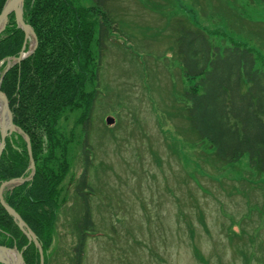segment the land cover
<instances>
[{
  "label": "rangeland",
  "instance_id": "374dc122",
  "mask_svg": "<svg viewBox=\"0 0 264 264\" xmlns=\"http://www.w3.org/2000/svg\"><path fill=\"white\" fill-rule=\"evenodd\" d=\"M73 1L98 5L108 17L109 34L100 56L94 45L98 60L90 70L98 68L97 80L81 87V93H97L88 126L84 105L65 110L53 126L59 142L54 151L68 171L58 185L48 264H76L85 138L91 145L86 179L94 191L83 193L93 227L80 264H264V174L246 153L219 164L206 154L205 143L179 136L187 84L175 46L178 19L205 31L214 44L237 41L264 59V3ZM228 16L239 17V24ZM96 17L97 39L101 16Z\"/></svg>",
  "mask_w": 264,
  "mask_h": 264
},
{
  "label": "trees",
  "instance_id": "16d2710c",
  "mask_svg": "<svg viewBox=\"0 0 264 264\" xmlns=\"http://www.w3.org/2000/svg\"><path fill=\"white\" fill-rule=\"evenodd\" d=\"M4 2L0 0V11ZM97 15L101 20L96 39ZM23 17L32 26L38 44L31 55L8 68L0 89L9 101L15 124L29 137L35 173L32 179L5 188L3 198L36 234L44 264H48L59 209L58 185L68 171L64 160L54 151L59 142L53 126L65 110L80 105L86 107L83 116L85 128L88 126L87 115L93 110L97 93L96 90L81 93V87L90 79L97 80L98 68L90 70L98 60L94 45H98L100 56L105 49L109 24L98 5L83 7L73 0H25ZM238 19L232 18L239 24ZM175 31L176 54L187 84L182 93L186 103L185 123H182L185 128L179 136L185 142L188 139L193 144L205 143L210 150L206 154L219 164L234 163L246 153L250 165L257 173L264 174V59L237 41H232L230 46L214 44L205 31L178 19ZM23 42L24 33L16 27L11 13L5 30L0 33V75L6 58L17 56ZM12 134L13 137L5 140L0 157V186L13 178H26L30 172L26 141L21 135ZM81 148L85 169L77 182V194L85 206L83 217L74 225L79 235L76 264H80L85 254L82 245L93 227L88 197L83 193L94 191L86 179L91 157V145L86 138ZM0 245L23 250L25 264H39L37 248L33 243L28 244L1 203Z\"/></svg>",
  "mask_w": 264,
  "mask_h": 264
},
{
  "label": "water",
  "instance_id": "95a60500",
  "mask_svg": "<svg viewBox=\"0 0 264 264\" xmlns=\"http://www.w3.org/2000/svg\"><path fill=\"white\" fill-rule=\"evenodd\" d=\"M24 1L25 0H5L2 6V9L0 11V33H2L5 30L8 24L9 15L11 13L14 14L16 27L21 29L24 33V42H23L22 48L19 51L18 55L15 57L6 58V64H5L4 70L0 75V85H1L3 75L8 70V68L15 63H20L24 58L31 55L35 51L37 44H38L37 36L32 26L28 24L23 17ZM0 114L6 117L5 123L1 122V119H0V157L5 147L6 136H8L11 133L19 134L23 137V139L26 141V144H27V149H28V154H29L28 169L30 170V176L27 178H22V177L13 178V179L4 181L1 184L0 203L4 207V209L7 211V213L13 218L14 222L16 223L20 231L26 236L28 240V244L33 243L34 246L37 248L38 253H39V258H40L39 264H44L43 263V259H44L43 249H42V246L36 234L26 224V222L21 218V216L5 202L3 198V191L5 188L13 187V186L22 184L26 180L32 179L33 174L35 173V163H34L32 153H31L29 137L20 127H18L15 124L13 120V115L9 107V101L6 95L1 91V89H0ZM107 122L112 123V120L107 119ZM8 253L9 254L12 253L16 255L17 264H25V261L23 258V250H18L15 246L7 247L4 245H0V263L1 264H12L11 262L9 263V260L7 259Z\"/></svg>",
  "mask_w": 264,
  "mask_h": 264
},
{
  "label": "bare ground",
  "instance_id": "6f19581e",
  "mask_svg": "<svg viewBox=\"0 0 264 264\" xmlns=\"http://www.w3.org/2000/svg\"><path fill=\"white\" fill-rule=\"evenodd\" d=\"M0 119H1V122L5 123L6 121V117L3 116L2 114H0ZM7 259L9 260V263L11 262L12 264H17L16 261H17V257L15 254H12V253H8L7 254Z\"/></svg>",
  "mask_w": 264,
  "mask_h": 264
},
{
  "label": "flooded vegetation",
  "instance_id": "af4514ba",
  "mask_svg": "<svg viewBox=\"0 0 264 264\" xmlns=\"http://www.w3.org/2000/svg\"><path fill=\"white\" fill-rule=\"evenodd\" d=\"M12 135H13V134L11 133V134H9L8 136H6L5 140H6L8 137H13ZM14 137H15V136H14ZM15 142H16V143H15L16 145H18V144H19V142H18V141H15Z\"/></svg>",
  "mask_w": 264,
  "mask_h": 264
}]
</instances>
